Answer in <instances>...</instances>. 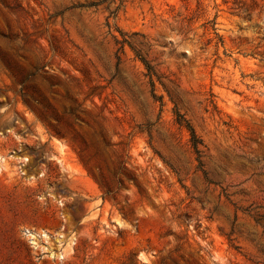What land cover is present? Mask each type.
<instances>
[{
  "label": "rangeland",
  "instance_id": "obj_1",
  "mask_svg": "<svg viewBox=\"0 0 264 264\" xmlns=\"http://www.w3.org/2000/svg\"><path fill=\"white\" fill-rule=\"evenodd\" d=\"M0 264H264V0H0Z\"/></svg>",
  "mask_w": 264,
  "mask_h": 264
},
{
  "label": "trees",
  "instance_id": "obj_2",
  "mask_svg": "<svg viewBox=\"0 0 264 264\" xmlns=\"http://www.w3.org/2000/svg\"><path fill=\"white\" fill-rule=\"evenodd\" d=\"M122 42H128L130 43L126 38H124L122 40ZM131 46V44H130ZM133 48V46H131ZM135 50V48H133ZM137 56L139 57L140 61L143 63L145 69H146V73L145 75L149 77V81L152 83L153 85V76H156L157 79L160 81V83L163 85V87L166 88V85L164 82H162V80L160 79V76L158 75L155 67L145 58L143 57L141 54L137 53ZM167 89V88H166ZM177 115H178V122L183 124L185 123V126L187 127V129L189 130L190 132V135H191V145H192V148L194 149V151L199 154L201 152L200 150V144H202V140L201 138L197 135L194 127L190 124V122L185 119V117L177 112Z\"/></svg>",
  "mask_w": 264,
  "mask_h": 264
}]
</instances>
